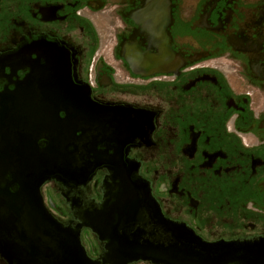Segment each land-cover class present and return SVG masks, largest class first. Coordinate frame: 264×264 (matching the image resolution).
Wrapping results in <instances>:
<instances>
[{
  "label": "flooded vegetation",
  "instance_id": "1",
  "mask_svg": "<svg viewBox=\"0 0 264 264\" xmlns=\"http://www.w3.org/2000/svg\"><path fill=\"white\" fill-rule=\"evenodd\" d=\"M184 1L0 0V264H39L17 217L40 162L87 264H162L91 227L115 173L211 246L198 264H264V0ZM167 44L180 64L140 72Z\"/></svg>",
  "mask_w": 264,
  "mask_h": 264
},
{
  "label": "water",
  "instance_id": "2",
  "mask_svg": "<svg viewBox=\"0 0 264 264\" xmlns=\"http://www.w3.org/2000/svg\"><path fill=\"white\" fill-rule=\"evenodd\" d=\"M165 49L160 56L141 54L140 58H145L149 68L140 72L161 71L171 64H180L181 58L172 54L168 44ZM125 59L130 66H135L134 62L138 60L132 56H125ZM71 160L70 177L73 179L83 169L77 163L78 154L75 153ZM43 167L41 162L34 167V201L25 202L26 215L17 217L22 227L20 234L23 238L28 237L30 242L26 252L33 251L39 264H87L77 237L49 216L37 195L38 186L45 178ZM116 177L120 180L121 191L113 201H108L109 206L105 207L106 202L103 204V212L90 219L91 227L113 245L111 256L150 259L162 264H198L208 257L211 246L202 244L186 228L166 220L143 182H130L128 175L121 173H115L113 178Z\"/></svg>",
  "mask_w": 264,
  "mask_h": 264
},
{
  "label": "rangeland",
  "instance_id": "3",
  "mask_svg": "<svg viewBox=\"0 0 264 264\" xmlns=\"http://www.w3.org/2000/svg\"><path fill=\"white\" fill-rule=\"evenodd\" d=\"M184 3H185V4H189L190 1H187V0H186V1H184ZM109 7H110V5L108 6V8H109ZM103 20H105V18H103ZM109 43L111 44V42H109ZM110 44H107V45L110 46Z\"/></svg>",
  "mask_w": 264,
  "mask_h": 264
}]
</instances>
